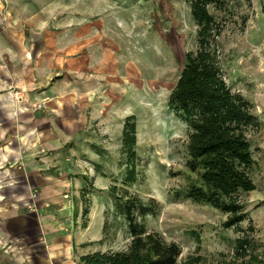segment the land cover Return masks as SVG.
<instances>
[{"label":"rangeland","instance_id":"1","mask_svg":"<svg viewBox=\"0 0 264 264\" xmlns=\"http://www.w3.org/2000/svg\"><path fill=\"white\" fill-rule=\"evenodd\" d=\"M208 11L221 29L216 42L223 78L253 114L264 106L261 0H218ZM199 31L190 0H0V42L11 47L7 53L20 54L21 65L28 61L33 74L25 96L48 93L31 108L40 113L49 100L60 103L52 112L59 146L46 153L57 166L48 173L59 181L65 172L81 186L61 195L68 208L75 200L72 218L52 201V208L41 209L42 191H32L28 211L57 220L54 239L42 234L47 251L69 250L70 261L79 264L95 252L126 250L131 207L137 227L181 248L176 264H264L261 124L247 132L257 190L239 195L241 224L225 229L228 215L174 198L197 178L187 167L191 130L171 95L186 56L199 50ZM3 59L0 54V73L8 74L13 67ZM129 118L136 132L132 147L124 138ZM245 237L250 245L239 256L236 241Z\"/></svg>","mask_w":264,"mask_h":264},{"label":"trees","instance_id":"2","mask_svg":"<svg viewBox=\"0 0 264 264\" xmlns=\"http://www.w3.org/2000/svg\"><path fill=\"white\" fill-rule=\"evenodd\" d=\"M218 0H190L191 13L200 28L199 50L186 56V67L171 95V106L182 114L191 134L188 141V170L197 178L175 199L186 198L206 204L228 215L224 228L245 220L240 194L257 190L250 172L256 162L247 137L250 129L260 126L251 112L252 105L240 94L232 93L220 66L216 39L221 29L208 7ZM264 14V0H261ZM125 126L127 147L135 145V126ZM128 181H135L130 172ZM88 209L84 210V215ZM132 240L122 252H95L80 258L79 264H176L182 251L176 243H167L158 233H146L133 222L127 207ZM84 228H87L85 226ZM237 254L245 256L250 245L247 237L236 241ZM263 264V263H262Z\"/></svg>","mask_w":264,"mask_h":264},{"label":"crops","instance_id":"3","mask_svg":"<svg viewBox=\"0 0 264 264\" xmlns=\"http://www.w3.org/2000/svg\"><path fill=\"white\" fill-rule=\"evenodd\" d=\"M8 46L0 42L3 60L13 67L8 74L0 73V264H76L70 261L69 250L47 251L43 246L44 230L51 240L53 232H58L57 220L52 214L39 216L28 211L30 195L39 188L42 194L37 205L41 209L43 206L52 208L55 202L58 211L62 210L61 214L68 218L77 214L75 200L68 208L69 203L62 202L61 195L69 192L67 188L71 186L72 191L81 186L69 181L65 172L59 181L48 173L57 166L46 153L59 146L60 127L52 112L59 110L60 103L49 100L40 113L31 108L34 101L43 99V94L48 93L25 96L23 90L32 83L33 74L27 69L30 64L24 61L21 65L20 54L17 57L14 51L7 53L11 50ZM19 95H24L22 101ZM255 109L253 114L262 126L259 148L264 156V118H261L264 106H255Z\"/></svg>","mask_w":264,"mask_h":264},{"label":"built area","instance_id":"4","mask_svg":"<svg viewBox=\"0 0 264 264\" xmlns=\"http://www.w3.org/2000/svg\"><path fill=\"white\" fill-rule=\"evenodd\" d=\"M40 109V107H38V110Z\"/></svg>","mask_w":264,"mask_h":264}]
</instances>
